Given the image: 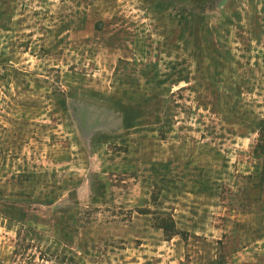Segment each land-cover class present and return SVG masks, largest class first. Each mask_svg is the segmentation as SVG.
Listing matches in <instances>:
<instances>
[{"label":"rangeland","instance_id":"obj_1","mask_svg":"<svg viewBox=\"0 0 264 264\" xmlns=\"http://www.w3.org/2000/svg\"><path fill=\"white\" fill-rule=\"evenodd\" d=\"M263 123L264 0H0V264H264Z\"/></svg>","mask_w":264,"mask_h":264},{"label":"trees","instance_id":"obj_2","mask_svg":"<svg viewBox=\"0 0 264 264\" xmlns=\"http://www.w3.org/2000/svg\"><path fill=\"white\" fill-rule=\"evenodd\" d=\"M120 110H122L123 111V119L125 118V120H127V118L128 117H133L134 115H133V108H129V107H125L124 109L123 108H121ZM259 132H263V134H261V135H263V136H261V139H260V141H261V146H262V148H257V146L255 147V153H256V156H257V158H259V160L262 162L261 163V168H262V170H261V175H260V179H262V182L261 183H264V123H263V125L259 128ZM164 224V225H163ZM162 225L164 226V229L167 231V233H168V238H172L173 237V235L175 234V233H171L172 232V230H173V225H174V222L172 221V220H170V219H167V220H164V223H163ZM160 227H161V225H160Z\"/></svg>","mask_w":264,"mask_h":264},{"label":"crops","instance_id":"obj_3","mask_svg":"<svg viewBox=\"0 0 264 264\" xmlns=\"http://www.w3.org/2000/svg\"><path fill=\"white\" fill-rule=\"evenodd\" d=\"M17 120V119H16ZM20 121V122H19ZM21 121H23V122H25V120H24V118H19L18 120H17V125L19 124V125H21L23 122H21ZM25 125V124H24ZM11 128V127H10ZM9 128V135H10V139L12 138V136L14 135V129H10ZM4 130H5V132L7 131L6 129H5V127L3 128ZM8 129V128H7ZM24 171V170H23ZM25 172V171H24ZM27 179H28V177H27ZM29 179H31V178H29ZM32 179H33V177H32Z\"/></svg>","mask_w":264,"mask_h":264}]
</instances>
